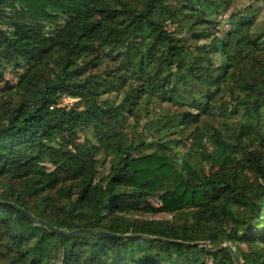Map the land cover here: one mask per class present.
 Returning a JSON list of instances; mask_svg holds the SVG:
<instances>
[{"label":"trees","instance_id":"1","mask_svg":"<svg viewBox=\"0 0 264 264\" xmlns=\"http://www.w3.org/2000/svg\"><path fill=\"white\" fill-rule=\"evenodd\" d=\"M5 3L22 6L26 19L10 18ZM232 6L0 0V81L7 68L26 67L17 85L2 89H16L17 102L0 105V200L68 231L144 235L65 236L0 203V264H235L225 242L242 264H264V105L244 100L228 108L223 101L218 113L211 108L230 74L264 99V63L256 56L264 52V28L254 8ZM198 61L210 66L207 87L194 69ZM64 95L77 100L61 106ZM155 101L171 108L144 115ZM236 114L247 121L227 134L210 121ZM72 130L86 133L84 153L67 135ZM201 131L214 148L208 172L186 151ZM98 155L110 157L101 179ZM171 155L185 158L183 181L190 169L201 189L171 218H133L165 210L150 204L147 184L174 170ZM231 155L238 156L234 165Z\"/></svg>","mask_w":264,"mask_h":264},{"label":"rangeland","instance_id":"2","mask_svg":"<svg viewBox=\"0 0 264 264\" xmlns=\"http://www.w3.org/2000/svg\"><path fill=\"white\" fill-rule=\"evenodd\" d=\"M251 6L254 8V12H256V18L259 22L260 28H264V0H233V6L231 8V11L238 12L239 10L244 9L245 7ZM4 8L7 10L10 18H12L15 21H23L26 19V13L25 9L18 5L13 3H5ZM225 17V16H223ZM233 24L237 22V14H234L231 16ZM166 20H167V28L172 29L175 25L174 18L170 14H166ZM224 24V23H223ZM205 40H201L198 43L204 42ZM195 41H192L191 44H194ZM197 43V42H196ZM257 58L264 63V52H258L256 53ZM194 69L196 71L201 72L202 78H201V84L204 86H209L212 84L213 79L209 75V69L210 66L204 62V61H198ZM26 71V67L21 66L18 69H11L7 68L4 70V81H0V105L2 103H6L8 105H13L17 102V90L13 89L9 93H3L2 89L9 85V86H15L18 83V79L24 75ZM5 81L7 84H5ZM224 96L221 98H216L211 103V108L214 112H219L220 109H217L218 105L220 106L223 101L226 102L228 108L231 106H234L236 102L238 101H244L248 100L250 102H254L256 104L264 105V99L260 98V92H258L255 88L249 86L241 77L230 74L227 79L225 80L224 84ZM7 89V88H6ZM8 91V90H7ZM73 98V97H72ZM74 101L77 100V98L73 99ZM73 101V102H74ZM68 102L69 100L63 101L61 100L60 103ZM167 108H171V106H168L166 104H160L159 101H155L153 103L145 104L144 109L142 110V113L148 117H156L158 114L163 112V110ZM145 119L142 118L140 121L142 123L145 122ZM264 119V116L262 117ZM212 122V125L220 131L223 134H227L231 130H236L241 122L247 121V118L243 117L242 114H236V115H230L228 117H224L222 115H219L217 118L210 119ZM251 122H254L253 120ZM261 122H263L261 120ZM264 133V131H262ZM69 137L74 141V143L80 147L81 152H85L87 148V143L85 144L86 133L85 132H78V131H70L67 133ZM88 135V134H87ZM89 136V135H88ZM146 137H149L148 135ZM191 141V140H190ZM260 146H264V138H259ZM189 142V140H188ZM190 143V142H189ZM188 143V147L186 151L191 153L198 154L200 160L202 161L205 170L208 172L211 170L212 167V154L214 152L213 145L211 143L210 137L204 132L201 131L197 135V139L190 143ZM257 143V142H256ZM159 149H165L166 151H170L167 148H164L162 146H159ZM98 158H100L98 162V172H97V178L101 179L104 177V175L108 171L109 166V160L110 157H107L103 160V155H98ZM170 162L174 166V170L171 171L166 178L163 181H156V182H148L147 186L152 190V195L149 198L150 204L153 206H164L165 210L157 213H141L139 215L133 216V218H146V219H167L171 218L173 214V209L177 205H184L187 198L190 196V193L192 190H200L201 184L197 177H194L191 174L190 169H188L185 172L184 178H186L187 182L183 181L180 167L185 164V158L181 155L175 156L171 155ZM238 160L237 155H231L230 156V163L232 165L235 164V162ZM215 166L212 167L214 169ZM251 178L253 176H250ZM198 242H204V241H198ZM206 247H209L206 242H204ZM230 245L229 242H225L222 244L224 245ZM242 245V244H241ZM244 247V245H242ZM240 260V259H239ZM241 262V260H240ZM58 264V263H57Z\"/></svg>","mask_w":264,"mask_h":264},{"label":"water","instance_id":"3","mask_svg":"<svg viewBox=\"0 0 264 264\" xmlns=\"http://www.w3.org/2000/svg\"><path fill=\"white\" fill-rule=\"evenodd\" d=\"M0 203H4V204H8V205L13 206L14 208L18 209L20 212H22L26 217H28L33 222L45 226L51 232L59 233V234L65 235V236L73 235V234L79 233V232H85V233L92 234V235H104V236L118 237V238H126V237H129V236H144V235H141V234H119V233L108 232V231H105V230H90V229H85V228H78V229H75V230H72V231H68V230L60 228L58 226H55V225L49 223L46 220H42V219H39V218L33 216L26 209H24L22 207H19V206H17L16 204H14L12 202L1 201L0 200ZM193 244L206 247L204 242H194ZM223 247L229 251V253H230V255H231V257H232V259H233L235 264H242L240 262L239 258H238L237 253L235 252V250L233 249L232 246L226 244ZM206 248H207V250H209L208 247H206Z\"/></svg>","mask_w":264,"mask_h":264},{"label":"built area","instance_id":"4","mask_svg":"<svg viewBox=\"0 0 264 264\" xmlns=\"http://www.w3.org/2000/svg\"><path fill=\"white\" fill-rule=\"evenodd\" d=\"M73 99H74V98H72V97H70V96L64 95V96L62 97L61 100H63V101H67V100H69L70 103H71V102L74 101ZM59 105H61V106H63V105H69V103H68V102H65V104H64V103H59Z\"/></svg>","mask_w":264,"mask_h":264}]
</instances>
